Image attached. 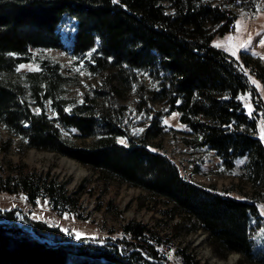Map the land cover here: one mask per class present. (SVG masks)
<instances>
[{"label": "trees", "instance_id": "trees-1", "mask_svg": "<svg viewBox=\"0 0 264 264\" xmlns=\"http://www.w3.org/2000/svg\"><path fill=\"white\" fill-rule=\"evenodd\" d=\"M226 1L251 7L250 0ZM65 15L78 23L74 57L103 77L76 105L63 97L71 80L51 58L40 59L35 71L19 72L33 61L32 50L62 48L56 31ZM236 20L237 14L218 0H0V154L12 146L2 138L3 127L30 148L94 170L102 184L115 180L144 190L159 203L162 219L193 220L192 231L207 233L219 257L235 253L245 264H264V143L258 137L264 98L250 78L264 92V64L245 54L237 59L212 45L234 29ZM144 75L158 89H149ZM131 91L143 113L156 103L167 106L168 114L179 113L194 137L187 145L210 149L227 171L248 158L254 191L241 199L216 185L191 181L165 153L151 148L149 131L133 136L121 103ZM247 92L252 115L240 98ZM48 103L55 119L47 113ZM61 127L91 142L72 143ZM0 194L23 195L33 205L47 200L59 216L88 219L82 197L90 189L70 192L57 177L26 164L0 165ZM121 232L123 238L99 245L18 209L0 210V264H204L172 236L144 222L129 221ZM163 249L172 251L174 261Z\"/></svg>", "mask_w": 264, "mask_h": 264}, {"label": "rangeland", "instance_id": "rangeland-1", "mask_svg": "<svg viewBox=\"0 0 264 264\" xmlns=\"http://www.w3.org/2000/svg\"><path fill=\"white\" fill-rule=\"evenodd\" d=\"M237 14L234 29L224 35L217 36L213 47L227 54L237 53L235 58L242 54L249 55L264 64V0H250L249 9L228 5L226 0H218ZM78 23L71 16H64L57 28L56 34L62 44L61 49L32 50L33 61L20 66L19 72L26 73L38 69V62L42 58H51L59 63L62 73L71 80L66 87L63 97L72 101V105L83 101L86 93H92L103 80L101 75L91 73L84 60L73 55L74 39ZM219 45V46H217ZM245 45L246 47H241ZM90 56V55H89ZM90 58V57H88ZM253 85L258 87L263 95L261 83L250 76ZM253 81H256L254 84ZM145 85L152 90L158 89V83L153 82L148 75H144ZM121 101L127 107L125 112V126L135 137H141L147 131L148 143L155 151L165 153L182 170L183 174L199 184L216 185L222 192L228 191L232 196L246 198L254 191L248 172V158L236 161L235 168L227 171L219 157L208 148H197L187 145L186 140H192L190 129L181 123L180 114H168V107L159 103L152 106V111L143 113L138 110V98L134 91L124 94ZM247 113L252 115L254 107L249 92L241 95ZM32 103V101L30 100ZM35 112L37 108L33 106ZM47 113L55 119L56 113L47 104ZM156 123V127L153 124ZM161 131L156 137L153 132ZM63 136L78 145H87L91 140L78 137L76 131H66L62 127ZM143 129V131H140ZM158 132V133H159ZM1 134L4 140H11V149L0 154V165L6 169L10 164L22 163L42 173H50L60 182L67 184L70 192L79 191L80 187L91 190V194L82 197L86 221H78L74 217L59 216L55 213L47 200H40L37 205L31 204L23 195L0 194V210L18 209L28 214L32 220L42 221L50 226H57L64 232L75 234L76 239L87 238L92 243L104 245L107 241L116 242L123 238L121 227L129 221H140L162 233L172 236L176 245L188 249L204 264H245L239 254H229L226 258L219 257L209 244V235L203 231H192L195 223L181 220L169 222L159 214V203L147 192L140 188L120 184L113 180L102 184L96 172L83 166L66 156L49 151H40L28 147L20 138L11 135L3 127ZM258 137L264 143V121L259 122ZM126 143L125 139H120ZM162 144V149L158 148ZM260 208L264 216V202ZM4 222V221H3ZM22 226L23 221H18ZM19 225V226H20ZM79 234V237L77 236ZM52 243L51 240L45 239ZM90 242V241H88ZM55 244V243H52ZM122 248V247H121ZM123 249V248H122ZM169 259H175L172 251L162 250ZM176 264L177 262L174 261Z\"/></svg>", "mask_w": 264, "mask_h": 264}, {"label": "snow or ice", "instance_id": "snow-or-ice-1", "mask_svg": "<svg viewBox=\"0 0 264 264\" xmlns=\"http://www.w3.org/2000/svg\"><path fill=\"white\" fill-rule=\"evenodd\" d=\"M217 46H219V45H217ZM241 47H246V46H245V45H241ZM232 55H233V56H236L237 53H236L235 51H233V52H232ZM237 59H238V57H237ZM253 83L255 84L256 81H253ZM140 131H143V129H140ZM121 142H123V141H121ZM77 236L79 237V234H77Z\"/></svg>", "mask_w": 264, "mask_h": 264}, {"label": "built area", "instance_id": "built-area-1", "mask_svg": "<svg viewBox=\"0 0 264 264\" xmlns=\"http://www.w3.org/2000/svg\"><path fill=\"white\" fill-rule=\"evenodd\" d=\"M18 223V222H17ZM18 225H20L19 223H18ZM21 226V225H20Z\"/></svg>", "mask_w": 264, "mask_h": 264}]
</instances>
